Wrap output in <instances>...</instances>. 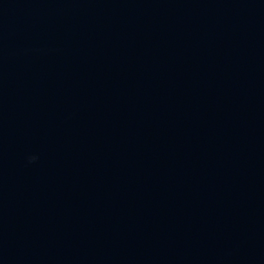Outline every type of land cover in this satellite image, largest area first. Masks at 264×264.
I'll return each instance as SVG.
<instances>
[{
  "label": "water",
  "instance_id": "water-1",
  "mask_svg": "<svg viewBox=\"0 0 264 264\" xmlns=\"http://www.w3.org/2000/svg\"><path fill=\"white\" fill-rule=\"evenodd\" d=\"M0 264H264V0H0Z\"/></svg>",
  "mask_w": 264,
  "mask_h": 264
},
{
  "label": "clouds",
  "instance_id": "clouds-1",
  "mask_svg": "<svg viewBox=\"0 0 264 264\" xmlns=\"http://www.w3.org/2000/svg\"><path fill=\"white\" fill-rule=\"evenodd\" d=\"M33 159H34V157H33Z\"/></svg>",
  "mask_w": 264,
  "mask_h": 264
}]
</instances>
